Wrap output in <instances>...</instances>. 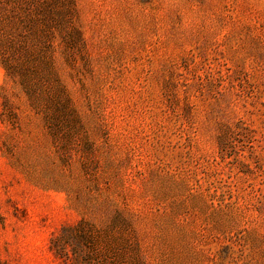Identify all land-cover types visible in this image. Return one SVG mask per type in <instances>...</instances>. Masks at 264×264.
<instances>
[{"label": "rangeland", "instance_id": "obj_1", "mask_svg": "<svg viewBox=\"0 0 264 264\" xmlns=\"http://www.w3.org/2000/svg\"><path fill=\"white\" fill-rule=\"evenodd\" d=\"M0 264H264V0H10Z\"/></svg>", "mask_w": 264, "mask_h": 264}, {"label": "trees", "instance_id": "obj_2", "mask_svg": "<svg viewBox=\"0 0 264 264\" xmlns=\"http://www.w3.org/2000/svg\"><path fill=\"white\" fill-rule=\"evenodd\" d=\"M8 3H10V0H0V11L2 12L1 15H3L0 18V30H1V25L4 21L5 11H6Z\"/></svg>", "mask_w": 264, "mask_h": 264}]
</instances>
